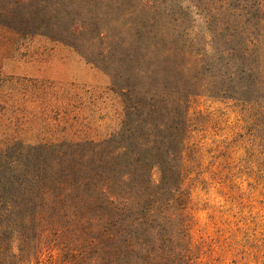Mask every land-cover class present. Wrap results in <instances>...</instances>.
Masks as SVG:
<instances>
[{
	"label": "trees",
	"instance_id": "16d2710c",
	"mask_svg": "<svg viewBox=\"0 0 264 264\" xmlns=\"http://www.w3.org/2000/svg\"><path fill=\"white\" fill-rule=\"evenodd\" d=\"M30 3L8 0L0 25L34 33L55 24ZM202 9L208 20L227 15L222 23L233 24L210 35L198 60L140 23L141 61L153 54L156 67L142 66L147 86L125 104L109 144L0 150V264H202L181 189L187 104L200 92L264 98V2L202 0ZM65 22L62 32L77 30V21Z\"/></svg>",
	"mask_w": 264,
	"mask_h": 264
},
{
	"label": "rangeland",
	"instance_id": "374dc122",
	"mask_svg": "<svg viewBox=\"0 0 264 264\" xmlns=\"http://www.w3.org/2000/svg\"><path fill=\"white\" fill-rule=\"evenodd\" d=\"M34 3L55 24L34 33L0 25V150L109 144L125 104L147 86L142 66L156 67L153 54L141 61L140 23L192 60L210 51L212 33L232 32L233 22L222 23L227 15L208 20L202 0H33L29 7ZM69 19L77 21L74 33L62 32ZM187 105L181 189L200 260L264 264V98L200 92Z\"/></svg>",
	"mask_w": 264,
	"mask_h": 264
}]
</instances>
